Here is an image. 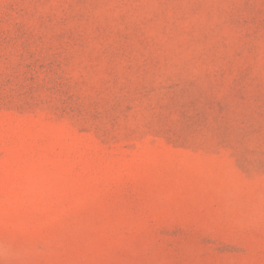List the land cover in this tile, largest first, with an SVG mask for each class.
I'll use <instances>...</instances> for the list:
<instances>
[{"label": "rangeland", "instance_id": "obj_1", "mask_svg": "<svg viewBox=\"0 0 264 264\" xmlns=\"http://www.w3.org/2000/svg\"><path fill=\"white\" fill-rule=\"evenodd\" d=\"M0 264H264V0H0Z\"/></svg>", "mask_w": 264, "mask_h": 264}]
</instances>
